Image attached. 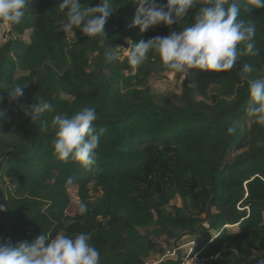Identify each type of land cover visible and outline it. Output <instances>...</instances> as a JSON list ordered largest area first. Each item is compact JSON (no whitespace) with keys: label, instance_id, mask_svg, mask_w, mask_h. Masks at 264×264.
Masks as SVG:
<instances>
[{"label":"trees","instance_id":"trees-1","mask_svg":"<svg viewBox=\"0 0 264 264\" xmlns=\"http://www.w3.org/2000/svg\"><path fill=\"white\" fill-rule=\"evenodd\" d=\"M4 1L0 264H264V0Z\"/></svg>","mask_w":264,"mask_h":264},{"label":"rangeland","instance_id":"rangeland-1","mask_svg":"<svg viewBox=\"0 0 264 264\" xmlns=\"http://www.w3.org/2000/svg\"><path fill=\"white\" fill-rule=\"evenodd\" d=\"M5 2L7 3V0L2 2L1 4L3 6H5L6 5ZM0 29H1V32H4V34L9 36L7 26H5V25L2 26L1 25ZM30 33L31 32L28 31L27 34L23 38L26 39L27 41H29L30 40ZM180 43H181L180 49L181 50H185L186 49L185 48L186 47L185 40L180 39ZM187 72H188V70H187V64H186V65L183 66V68H178L177 67V68H174L173 70L167 71L165 73L155 74L154 76H152L150 78L149 83H150V85H151V87H152V89H153V91L155 93H158V94H174V93H178V94H180L182 92V89H183V84L186 81ZM207 89H208L207 92L211 91V88L207 87ZM69 193H70L73 201L78 203L79 197H78V187H77V185H72L71 187H69ZM159 242L163 243L165 245V242H164L163 239H160ZM196 244H198L197 241H196ZM172 247H174V246L170 247V246L166 245V249L167 250L172 248ZM159 256H160V254L156 253L155 257L153 259H156ZM44 258H45V253H41V254H37L33 258V260L36 263L43 264V259Z\"/></svg>","mask_w":264,"mask_h":264},{"label":"built area","instance_id":"built-area-1","mask_svg":"<svg viewBox=\"0 0 264 264\" xmlns=\"http://www.w3.org/2000/svg\"><path fill=\"white\" fill-rule=\"evenodd\" d=\"M196 241L175 245L156 259L148 260L146 264H166L169 259L176 258L177 264H206L213 259L212 256H203L201 251H196Z\"/></svg>","mask_w":264,"mask_h":264},{"label":"water","instance_id":"water-1","mask_svg":"<svg viewBox=\"0 0 264 264\" xmlns=\"http://www.w3.org/2000/svg\"><path fill=\"white\" fill-rule=\"evenodd\" d=\"M13 211L11 210L7 197L5 195L4 187L0 181V220L3 221L7 218Z\"/></svg>","mask_w":264,"mask_h":264}]
</instances>
